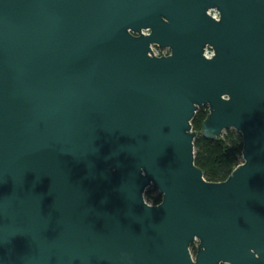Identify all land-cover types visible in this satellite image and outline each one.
<instances>
[{"label":"water","instance_id":"95a60500","mask_svg":"<svg viewBox=\"0 0 264 264\" xmlns=\"http://www.w3.org/2000/svg\"><path fill=\"white\" fill-rule=\"evenodd\" d=\"M221 260L264 264V0H0V264Z\"/></svg>","mask_w":264,"mask_h":264},{"label":"trees","instance_id":"16d2710c","mask_svg":"<svg viewBox=\"0 0 264 264\" xmlns=\"http://www.w3.org/2000/svg\"><path fill=\"white\" fill-rule=\"evenodd\" d=\"M206 114L207 108L201 106L191 120L192 128L197 131L194 138V162L203 171L205 179L221 181L242 161V138L239 132L231 129L217 138H205L200 134V127ZM144 197L153 205L161 201V195L151 188L145 191ZM192 249L195 247L192 246Z\"/></svg>","mask_w":264,"mask_h":264},{"label":"flooded vegetation","instance_id":"af4514ba","mask_svg":"<svg viewBox=\"0 0 264 264\" xmlns=\"http://www.w3.org/2000/svg\"><path fill=\"white\" fill-rule=\"evenodd\" d=\"M207 14H209L211 17H213V18H215V19H218V16H219V13H218V11L215 9V8H209L208 10H207ZM164 21H167V19L165 18V17H163L162 18ZM168 22V21H167ZM134 35L136 34L137 35V33H134V32H132ZM140 33L141 34H143V35H147V34H149L150 33V28L149 27H146V28H141L140 29ZM151 44H153V43H151ZM150 44V45H151ZM156 44V43H155ZM158 45V44H157ZM161 49H163V50H165V51H167L168 53H170L171 52V47L170 46H160V45H158ZM207 47H209L208 45H206L205 47H204V50H205V48H207ZM210 48V47H209ZM211 49V48H210ZM191 250H192V252H194V250L191 248Z\"/></svg>","mask_w":264,"mask_h":264},{"label":"built area","instance_id":"2783aa9c","mask_svg":"<svg viewBox=\"0 0 264 264\" xmlns=\"http://www.w3.org/2000/svg\"><path fill=\"white\" fill-rule=\"evenodd\" d=\"M150 49H151L152 53H149V54L150 55H153V56H163V55H168L169 54L167 51L161 49L155 43H153V44L150 45ZM204 54H205V56H211L212 50L209 47H207L204 50Z\"/></svg>","mask_w":264,"mask_h":264},{"label":"clouds","instance_id":"9594fccd","mask_svg":"<svg viewBox=\"0 0 264 264\" xmlns=\"http://www.w3.org/2000/svg\"><path fill=\"white\" fill-rule=\"evenodd\" d=\"M165 22H167V21H165ZM254 250H252V252H253ZM257 258H258V256H257ZM219 264H230V262L229 261H225V260H221V261H219Z\"/></svg>","mask_w":264,"mask_h":264},{"label":"rangeland","instance_id":"374dc122","mask_svg":"<svg viewBox=\"0 0 264 264\" xmlns=\"http://www.w3.org/2000/svg\"><path fill=\"white\" fill-rule=\"evenodd\" d=\"M231 130H233V129H231ZM226 132V130L225 131H223V133L222 134H224ZM148 189H150V188H148ZM152 189V188H151Z\"/></svg>","mask_w":264,"mask_h":264}]
</instances>
